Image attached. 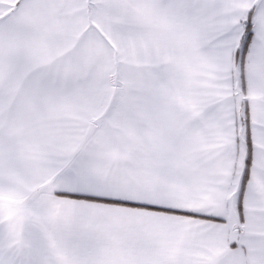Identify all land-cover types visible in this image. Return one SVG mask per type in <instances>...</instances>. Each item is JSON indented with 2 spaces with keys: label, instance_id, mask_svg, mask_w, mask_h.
<instances>
[{
  "label": "snow or ice",
  "instance_id": "snow-or-ice-1",
  "mask_svg": "<svg viewBox=\"0 0 264 264\" xmlns=\"http://www.w3.org/2000/svg\"><path fill=\"white\" fill-rule=\"evenodd\" d=\"M0 264H264V0H0Z\"/></svg>",
  "mask_w": 264,
  "mask_h": 264
}]
</instances>
